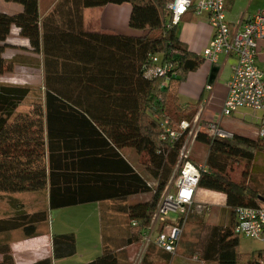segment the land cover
<instances>
[{"label": "trees", "instance_id": "obj_1", "mask_svg": "<svg viewBox=\"0 0 264 264\" xmlns=\"http://www.w3.org/2000/svg\"><path fill=\"white\" fill-rule=\"evenodd\" d=\"M4 1L20 5L22 12L0 13V78L12 71L3 55L12 29L17 27L34 51L43 49L46 60H54V88L46 96L47 143L0 139V193H34L49 186L52 211L145 196L144 201L128 203L126 208L131 218L142 221L134 234V243L139 244L174 173L186 138L183 135L173 143L164 140L160 119H169V126L178 130L181 122L192 121L196 112L181 108L178 86L201 66L203 59L180 41L178 26H167L168 6L174 0H58L42 23L39 0ZM124 3L132 5L130 27L142 35L86 32V9ZM151 54H162L167 62L176 65L175 75L170 79L145 78ZM73 77L81 82L77 87L80 95L99 97L101 101H76L66 86ZM28 95V88L0 83V135ZM101 113H107L103 114L105 118H97ZM74 139H79L76 145L54 146L53 152V143L58 147L60 140L72 143ZM196 141L209 150L205 162L208 171L198 188L224 194L231 212L238 207L264 208V170L263 188L251 185L254 178L236 181L231 175L235 165L242 162L255 169L257 156L264 158V137L259 133L256 138L235 134L231 140H221L199 132ZM125 148L138 154V171L122 153ZM60 151L66 153H56ZM55 171L64 175L59 177ZM12 206L15 214L0 220V264H16L5 234L21 231L25 238H33L49 217L47 211L28 213L20 203ZM239 246L240 237L234 227H213L201 262L248 264L255 254H239ZM53 247L54 258L70 257L76 253V238L74 234L54 236ZM156 250L159 249L151 246L145 259ZM165 254L167 263L175 260L176 256ZM34 264H53V260L47 258ZM88 264L130 262L117 250L105 247L103 254Z\"/></svg>", "mask_w": 264, "mask_h": 264}, {"label": "crops", "instance_id": "obj_2", "mask_svg": "<svg viewBox=\"0 0 264 264\" xmlns=\"http://www.w3.org/2000/svg\"><path fill=\"white\" fill-rule=\"evenodd\" d=\"M57 1L39 0L41 23L45 16L54 9ZM226 2L227 20L234 28H237L245 18L264 9V0H226ZM21 12L20 5L0 0V13L14 15ZM131 13L132 5L129 3L109 4L104 7L86 9L84 12L86 32L99 35L139 37L143 32L134 30L129 25ZM177 36L191 53L203 59V53L213 39V30L209 24L208 15L199 16L195 14L194 10H191L178 25ZM7 44L8 47L3 56L12 65V71L0 78V83L28 88L29 95L17 109L10 124L2 131L0 139L4 142L19 139L23 141L41 140L47 143L46 96L48 90L54 88V60H46L43 49L39 52L34 51L29 41L20 35V30L17 27L12 29ZM259 60L264 62V41L259 42L258 45L257 64L260 67ZM236 62V57L227 55H221L216 63L203 59L201 66L196 71L190 72L186 80L178 86L179 103L184 111L191 109L196 111L194 119L189 121L192 124L197 123L201 126L219 122L226 131L256 138L263 122V113L252 109H240L231 117H222L224 103L228 96V84L233 77V67ZM79 84L81 82L76 77L69 79L66 83L76 101L91 103L101 101L99 97L88 94L80 95L77 92ZM103 114L107 113H101L97 118H105ZM78 141L79 139H74L72 143H66L64 140H60L58 147L53 143V152L54 146L63 148L64 144L76 145ZM91 149L95 150L93 147ZM122 153L138 171V154L129 148H125ZM55 162L57 163L56 158ZM58 164L55 166L57 167ZM255 164L260 166L262 174L264 158L259 157ZM55 173L59 177L64 175L62 172L55 171ZM59 182H63L62 179ZM143 198L147 197L137 195L127 198L129 200L125 202L109 200L110 202H95L52 211L50 210L49 186L45 190L34 193L9 195L0 193V220L15 214V208L12 206L14 202L20 203L28 213L48 212V221L39 225L37 236L25 238L21 231H13L4 235L10 244L16 264H34L47 258H51L53 264H88L98 259L103 254L105 247L117 250L130 261V249L136 250L138 246L134 243V230L137 229L132 227L131 223L134 219L129 216L126 208L128 203L136 204L144 201ZM214 199L222 204L221 212L229 210L226 206V196L222 193L204 189V191H197L195 198L198 203L205 204H213L211 201ZM103 216L105 218H102ZM221 221L222 218L217 224L206 227L205 230L208 234L213 227L232 229L236 222L234 212H232L230 222ZM198 228L195 224L187 225L181 239L179 252L174 260L176 264H192L191 261L194 262V259H197L193 256L196 248L193 249L194 243L192 242L193 233L198 231ZM201 228H205V226H201ZM68 234H74L76 238V253L66 258H54L53 237ZM252 241L261 244L250 251H243L239 246L237 252L242 255L255 254L248 264H264V242ZM139 245L140 251L142 239ZM205 249L203 247L197 250L201 253V257ZM156 251L157 257L152 259L154 260L153 264H160L159 262L165 264L167 258L165 252L160 249ZM203 264L209 263L203 262Z\"/></svg>", "mask_w": 264, "mask_h": 264}, {"label": "built area", "instance_id": "obj_3", "mask_svg": "<svg viewBox=\"0 0 264 264\" xmlns=\"http://www.w3.org/2000/svg\"><path fill=\"white\" fill-rule=\"evenodd\" d=\"M226 0H174L169 6L168 27L178 26L183 18L194 10L196 15L207 14L213 30V39L203 53V59L216 63L221 55L237 59L233 77L228 84V96L224 103L222 117H231L240 109H252L264 116V71L258 66V45L264 41V9L245 18L237 28L227 20ZM176 65L167 62L162 54H151L145 67V78L170 79L175 75ZM163 139L176 142L185 136L180 150L175 173L162 193L160 202L142 231V247L135 264H142L151 246L177 256L182 236L194 214H201L209 207L198 203L196 193L204 173L205 165L191 161L192 146L199 132L211 138L231 140L235 134L224 130L220 123L206 125L192 124L184 120L175 130L169 126V119L161 118ZM259 135L264 137V118ZM234 232L241 238L264 242V208L238 207L234 210ZM133 228L142 227L141 219H134Z\"/></svg>", "mask_w": 264, "mask_h": 264}, {"label": "rangeland", "instance_id": "obj_4", "mask_svg": "<svg viewBox=\"0 0 264 264\" xmlns=\"http://www.w3.org/2000/svg\"><path fill=\"white\" fill-rule=\"evenodd\" d=\"M167 20H169V18ZM259 61H258V63H259ZM259 65L264 70V62L260 61ZM208 153H209L208 147L206 145H204L202 143H198L196 141L192 146L191 158H192L193 162H195L197 165H205ZM259 157L260 156H257V159ZM255 165H257V166L255 167V169H253L251 171L250 167H247L246 164L242 162L238 165H235L234 171L231 172V175L236 181H243L242 179H246V178L248 181H250L248 179L249 177H250V179L254 178L255 181L252 182L251 185L256 187V188H260V187H262L261 186V183H262L261 169H260V166H258V164H255ZM175 169H174V173H175ZM198 191H204V189H198ZM144 199L145 198H143V200ZM211 202L213 204H207V206L209 207V210H206L205 212H203L201 214L197 213V214L192 215L190 217V221L188 223V224H195L199 227L198 228L199 230L193 233L194 238H193L192 243H194V244L192 247H193V249H194V247L196 248L193 256L197 257V259H194V262L191 261L192 264H203V263H201V256H200L201 253H199V251H197V250L202 249L206 245L207 234H208V232L205 230L206 227L212 226L213 224H217V222H219V220H221V218H222L221 222H225V220H227V222H230L231 217H232V212L229 210H226V212H221L220 206L222 204L219 203L216 199L212 200ZM201 226H203V227L205 226V228H201ZM240 240H241L240 249L243 251H250L251 249L255 248V246L261 244L258 242H254L252 240H247L245 238H240ZM139 246L140 245L138 244L136 250L134 248L130 249V261H129L130 264L136 263L138 256L140 255L139 254L140 253ZM156 254H157V252L151 253L150 256L148 257V259L147 260L145 259L142 264H151V263L153 264L154 260H152V259L157 257ZM191 258H193V257H191ZM159 263L161 264V262H159ZM171 263L176 264L175 261H172L169 263H167L165 261V264H171Z\"/></svg>", "mask_w": 264, "mask_h": 264}, {"label": "water", "instance_id": "obj_5", "mask_svg": "<svg viewBox=\"0 0 264 264\" xmlns=\"http://www.w3.org/2000/svg\"><path fill=\"white\" fill-rule=\"evenodd\" d=\"M261 201L264 203V198H262Z\"/></svg>", "mask_w": 264, "mask_h": 264}]
</instances>
